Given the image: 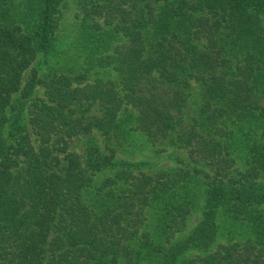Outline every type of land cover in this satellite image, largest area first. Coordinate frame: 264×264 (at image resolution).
I'll return each instance as SVG.
<instances>
[{
	"label": "trees",
	"instance_id": "16d2710c",
	"mask_svg": "<svg viewBox=\"0 0 264 264\" xmlns=\"http://www.w3.org/2000/svg\"><path fill=\"white\" fill-rule=\"evenodd\" d=\"M75 1L84 66L39 77L62 0H0V264H264V0ZM131 131L174 167L117 160Z\"/></svg>",
	"mask_w": 264,
	"mask_h": 264
},
{
	"label": "rangeland",
	"instance_id": "374dc122",
	"mask_svg": "<svg viewBox=\"0 0 264 264\" xmlns=\"http://www.w3.org/2000/svg\"><path fill=\"white\" fill-rule=\"evenodd\" d=\"M60 17L58 28L55 32V41L53 51L46 57L38 56L34 61L31 69H36L39 77L51 73H63L70 70L77 71L84 66V54L78 44L79 22L75 17L79 11L75 0H62L60 6ZM31 69L26 71L23 76L24 82L30 77ZM109 79L114 80V73L108 74ZM114 78V79H113ZM40 90H38V93ZM200 104L198 87L193 86L191 95L188 97L187 110L196 112L197 106ZM96 107H93V110ZM25 116V112L23 113ZM25 118V117H24ZM87 138L75 139L71 145V151H75L80 156H83L84 149L88 144ZM96 144L104 147L103 140L97 136ZM115 157L119 161L139 164V167L147 174H153L160 170L171 169L174 163L169 156L171 150L159 149L161 146H152L146 137L137 131H131L125 134L117 145L111 146ZM104 173L99 174L95 180L105 176ZM202 200L196 201V212H193L189 218L186 232L189 231L200 218ZM264 210V207H262ZM216 223L218 226L217 243L225 245L232 242H243L247 237V229L240 221L228 219L222 213H218ZM154 225H151L150 230H153Z\"/></svg>",
	"mask_w": 264,
	"mask_h": 264
}]
</instances>
